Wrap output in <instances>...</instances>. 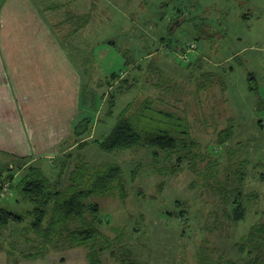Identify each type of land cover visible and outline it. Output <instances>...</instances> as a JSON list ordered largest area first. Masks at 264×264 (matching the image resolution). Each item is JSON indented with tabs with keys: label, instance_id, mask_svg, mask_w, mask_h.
I'll return each instance as SVG.
<instances>
[{
	"label": "rangeland",
	"instance_id": "374dc122",
	"mask_svg": "<svg viewBox=\"0 0 264 264\" xmlns=\"http://www.w3.org/2000/svg\"><path fill=\"white\" fill-rule=\"evenodd\" d=\"M34 2L40 7L38 22L29 7L25 13L32 20L14 16L8 22L47 24L53 37L39 33V43L33 44L35 29L9 31V26L7 34L16 42H6L8 48L1 51L18 64H3L0 81L8 80L19 106L31 102L37 91L24 85L17 89L15 67L20 81L43 75L54 79L58 91H72L78 113L73 117L75 109L70 112L71 133L60 144L40 145L42 153H56L46 170H64L63 187L78 155L90 165L121 166L126 198L118 192L92 198L101 208L100 231L120 238L112 246L114 256L105 254V264H118L125 249L129 255L124 257L134 264H263L255 257L264 258V240H259L260 250L244 237L252 225L264 222V0ZM203 72H211L214 83L197 89ZM113 73L122 79L112 81V88ZM155 83L172 85L171 95L157 105L185 111L201 145L199 155L173 175L164 167L174 161L155 158L149 148L105 151L93 142L110 132L127 104L158 97ZM1 104L3 116L7 110ZM86 118L92 129L81 139L88 142L82 147L73 127ZM226 127L233 136L220 143L218 131ZM14 151L0 145V168L8 167ZM11 193L3 198L4 207L18 213L29 209L17 201L15 189ZM233 200L246 208L238 222L231 219ZM40 242L17 246L27 249Z\"/></svg>",
	"mask_w": 264,
	"mask_h": 264
},
{
	"label": "trees",
	"instance_id": "16d2710c",
	"mask_svg": "<svg viewBox=\"0 0 264 264\" xmlns=\"http://www.w3.org/2000/svg\"><path fill=\"white\" fill-rule=\"evenodd\" d=\"M75 17L76 15H71L72 19ZM76 19L83 20V17L78 16ZM80 22L81 25L86 23ZM212 76L211 72H203L199 80L196 79L197 89H205L208 84L214 83ZM117 77L122 79L118 73L111 74L112 79L108 84L110 87L113 86L112 81H115ZM154 85L159 89L158 97H146L136 106L127 104L118 115L110 132L101 139H94L93 142L105 151L136 147L149 148L155 158L162 155L163 159L169 162L174 161L171 166L164 167L166 174L173 175L182 169L186 160L191 162L199 155L201 145L192 135V124L185 111L159 108L157 105V102H162L171 95L172 85L165 88L159 83ZM131 88L130 83L127 90ZM113 93L112 91L109 97L111 107L114 104ZM90 124V119L86 118L73 127V135L79 138L78 141L82 147L88 144L81 139L85 138L87 133L91 134ZM232 136L233 130L230 127L218 131L220 143L228 141ZM69 157L70 154L67 155V158ZM14 158L15 156L13 162ZM191 168L194 169V166L192 165ZM63 171L59 169L60 176L56 181H52L36 166L17 164L15 168L13 165L0 168V186L8 181L10 190L14 188L22 200L32 205L28 212L31 221L27 228L36 234L41 242L37 252L28 253L25 256H39L52 244L62 242L68 247L86 248L89 264H102L101 252L112 248L120 238L118 235L111 238L100 231L98 226L103 222L101 208L98 203L92 201V198L115 192H118L120 197L126 198V180L122 168L116 163L99 167L90 165L78 155L77 162L69 173V183L65 187L59 181ZM9 193L10 191L5 195L0 193V196H6ZM245 214L246 208L242 202L233 200L231 219L234 222L241 221ZM24 217L22 214L1 208L0 226L11 222L21 223ZM261 238L264 240V222L252 225L249 233L244 237L252 247L258 249L261 246L259 242ZM124 252L127 253L128 250L125 249ZM255 260L264 264V258L259 254ZM249 263L250 261L247 264Z\"/></svg>",
	"mask_w": 264,
	"mask_h": 264
},
{
	"label": "crops",
	"instance_id": "0c3cea01",
	"mask_svg": "<svg viewBox=\"0 0 264 264\" xmlns=\"http://www.w3.org/2000/svg\"><path fill=\"white\" fill-rule=\"evenodd\" d=\"M36 4L37 3H35L34 0H0V75L3 71V64L6 65L7 62L11 64H18V62H15L16 60L13 61V59L1 51L3 48H8L5 47L9 46L7 45L8 41L11 43L16 42L14 38L8 36L7 34L9 26H12L9 28V31H18L19 29L25 31L27 29L31 32L35 29L32 36L33 44L39 43L40 40L38 42L36 41L39 33H43L51 38L53 37V35L50 34V27L47 24L36 23L35 25H29L25 23V25L21 22L19 23L20 27H18L17 24L14 25L8 22L9 19L14 16L20 19L23 16H28V18L32 20L29 12L25 13V7H29L31 13L37 14V19L35 21L38 22L40 7L38 8ZM28 18L24 17L26 20H28ZM35 18L36 17L33 19ZM30 26L34 27L32 28ZM3 44L5 46H3ZM13 71V81H15L18 90H20L19 85L21 87L24 85L33 87L37 92L34 95L35 98H33L31 102L23 103V106L25 107H23L22 104L19 106L16 94L9 88L10 86L8 80L6 79V81H0V102L3 103L1 106L3 105V108H6L7 110V114L3 115L5 116L4 120L3 116L0 115V133H2L0 134V145H4L10 150H16L13 154V157L15 156L14 162H10L9 165H13L14 168L17 164L23 166H36L40 168L44 175H46L50 180H52L51 176L56 177V179L52 180L56 181L59 175L58 171H55V169L54 171L46 170L48 168L46 166H49L51 163L50 158L53 160L56 153H42L44 149L42 150L40 145L45 144L48 146L53 144L54 146L60 144L63 139L67 137L66 133L69 132V129L71 133V122H73V120H71L70 117L72 116V113L73 117L78 113L77 109L73 107L74 101L72 91H68V88L65 87L64 84H62L63 88L65 87L64 91H58V89H55V82L52 81L54 79L50 80L48 76L43 75H37L35 78L32 77L29 80L23 79V81H20L18 79L19 69L15 67ZM29 81H31L32 84H30ZM71 111L73 112L70 113ZM5 142L10 144L5 145ZM9 195H12V193H9ZM4 197L5 196H0V209L6 208L3 206V204L6 203L3 200ZM17 201L28 203L30 207L24 213L14 211L25 216L21 223L11 222L4 226H0V264L89 263L87 258V249L84 247H48L45 249V252L39 256H25V254L37 252L38 248L34 245L31 248L28 247L27 249H24L20 246L18 247V243L23 244V242L26 241L34 244L33 242L40 239L36 236V234L29 231L27 228L31 221V217L28 215V212L30 211L32 205L29 202L22 200L19 195ZM114 252L115 250L113 248L101 252V263L105 264L104 258L106 253L114 256ZM122 255L123 258L121 261H117L118 264H134L131 263L129 257H124L129 255V250L127 253L123 251Z\"/></svg>",
	"mask_w": 264,
	"mask_h": 264
},
{
	"label": "built area",
	"instance_id": "2783aa9c",
	"mask_svg": "<svg viewBox=\"0 0 264 264\" xmlns=\"http://www.w3.org/2000/svg\"><path fill=\"white\" fill-rule=\"evenodd\" d=\"M10 191V186H9V182H3L0 186V193L1 194H8V192Z\"/></svg>",
	"mask_w": 264,
	"mask_h": 264
}]
</instances>
